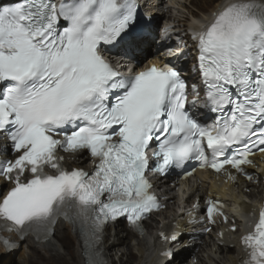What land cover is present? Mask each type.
Segmentation results:
<instances>
[{"label":"snow or ice","instance_id":"6c2138e0","mask_svg":"<svg viewBox=\"0 0 264 264\" xmlns=\"http://www.w3.org/2000/svg\"><path fill=\"white\" fill-rule=\"evenodd\" d=\"M136 21V0L0 5V135L14 153L0 160L8 185L0 189V228L47 239L69 222L85 241L87 264H106L100 245L109 222L123 217L139 229L161 207L146 173L199 161L251 179L243 166L254 150L264 152V0H228L194 31L202 103L200 86L176 67L121 76L104 58L103 45L125 55L137 49L145 33ZM197 105L215 114L212 123L200 121ZM61 151L90 154L91 173L65 167ZM206 213L214 223L218 202L207 200ZM160 235L180 242L175 232ZM243 243L242 264H264V209Z\"/></svg>","mask_w":264,"mask_h":264},{"label":"bare ground","instance_id":"6f19581e","mask_svg":"<svg viewBox=\"0 0 264 264\" xmlns=\"http://www.w3.org/2000/svg\"><path fill=\"white\" fill-rule=\"evenodd\" d=\"M10 1L13 0H0V4ZM187 1L189 0H186V2ZM216 1L217 4L215 2V5H218L223 0ZM210 2L212 3L211 0ZM174 4L178 6V12H181L183 3H177L176 1ZM214 10L215 7L210 13ZM194 16H196V18L193 17L195 22L201 24L205 21L203 18L207 16V14L201 13L199 15L195 14ZM193 24L194 23L190 24L191 28H193ZM157 36L159 37L160 34L158 33ZM155 44L156 41L154 37L145 38L138 43L137 49L134 50L133 53L141 57L145 52H149V56ZM4 144L5 143L0 140V147ZM262 157L264 156H258V158ZM251 177V179L241 178L236 183L229 186L228 195L234 198L236 204H239L238 199L244 198L245 196L260 198L262 193L260 181L261 174L252 172ZM184 188H191L194 190L197 196L201 198L202 203L207 200V196L202 197L204 194L214 195L213 190L209 191L206 185L196 186L194 182L186 183ZM165 194L171 197L175 195L176 192L174 188H169ZM236 213L238 212L236 211ZM200 220V217L196 219V221ZM199 225H203V223H199ZM148 227L153 228L154 224L150 222ZM199 234L200 230L192 233L181 231L180 246L177 248L173 260L167 261L166 264H180L179 261L187 256H191V258L185 262L186 264H194V260L196 259L198 261L197 264H235L238 262L240 251L237 247L227 248L226 246H220L215 234H207L208 237L205 240H202L205 236L197 237ZM2 235L6 234L4 233ZM12 236L16 237L15 234H12ZM190 237H193V239H190ZM55 238L61 242V246L65 249V253L61 252V247L53 241ZM128 238H136V244L130 245ZM189 240L191 241L189 242ZM16 241H18V239H16ZM18 242L16 246H12L7 250L0 243V261L3 259L5 264H16L17 259L20 257L23 259L21 264H86L81 242L78 239L77 233L73 230L72 225L69 223L60 222L56 228L54 238L43 244L36 243L31 238ZM157 247V239L155 236L148 235L138 237L129 232L125 228V225L119 222L114 228L112 227L106 231V236L101 248L103 249V254L106 256V264H115L114 262L118 264H156ZM42 251L45 254H41Z\"/></svg>","mask_w":264,"mask_h":264},{"label":"rangeland","instance_id":"374dc122","mask_svg":"<svg viewBox=\"0 0 264 264\" xmlns=\"http://www.w3.org/2000/svg\"><path fill=\"white\" fill-rule=\"evenodd\" d=\"M212 3L210 2V0L208 1H205V0H189L187 1L186 3L182 4V11L179 12L181 15H188V14H191V13H194V14H203V13H209L216 5H215V2L217 4V1L216 0H211ZM56 239V241H55ZM53 241L59 245L61 247L60 251L65 253V249L63 248V246H61V242L55 238ZM206 238H203L202 240H205ZM128 241H129V238H128ZM191 240H189L190 242ZM41 253V252H40ZM41 254H45L42 253ZM191 257H188L186 258V260H181L179 261L180 264H184L185 262H187V260H190ZM23 261L22 258H18L17 259V263L16 264H21ZM115 264H118L117 262H114ZM0 264H5V261L2 259L0 261ZM186 264V263H185ZM194 264H197L194 260Z\"/></svg>","mask_w":264,"mask_h":264}]
</instances>
